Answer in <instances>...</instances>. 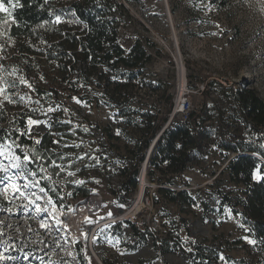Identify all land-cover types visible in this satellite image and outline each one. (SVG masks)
Masks as SVG:
<instances>
[{
	"label": "rangeland",
	"instance_id": "1",
	"mask_svg": "<svg viewBox=\"0 0 264 264\" xmlns=\"http://www.w3.org/2000/svg\"><path fill=\"white\" fill-rule=\"evenodd\" d=\"M118 2L122 7L118 9V40L125 51L129 50L134 40H139L148 52L159 50L163 55L162 58H155L146 68L145 81L162 80L171 86L173 92L177 85L183 83L189 94L190 109L202 98L197 92L201 91V82L210 83L206 118L212 120L206 125L212 126L216 136L231 140L233 144L244 138V142L255 147L258 142L255 138H258L259 148L263 149L264 130L255 133L245 126L237 116L236 105L228 101V90L252 88L264 101V0ZM5 26L6 20L0 17V87L9 93H16L13 99L27 94L33 100H39L46 109L49 107L47 101H43L36 91L60 89L57 65L29 53L27 42L8 38ZM20 76L32 85L34 91L20 84ZM11 81L16 82L17 88H8ZM94 82L93 79L89 87L90 99L99 98ZM158 95L159 92L153 93L148 89L139 93L149 106L156 105ZM0 101V131L4 138L10 131L18 129L17 123L23 117L49 119V114L44 116L39 111H29V107L39 108L40 105L26 107L24 103H8L3 101L2 96ZM71 102L75 104L74 100ZM162 106L163 103H160L156 108ZM74 109L77 115H85L91 126L74 125L78 132L68 143H79L84 152L94 156L100 150L99 128L118 119L106 108L96 107L95 102L90 106L75 104ZM170 115L169 119L178 121ZM39 127L42 130L29 139L35 141L48 130L44 125ZM84 128L89 131L84 132ZM123 144L124 141L119 142L121 148ZM235 156L211 148L206 160L197 168L186 170L177 177L172 189L181 191L190 188L188 192L197 200L194 206L168 203L160 198L156 189L148 190L146 195L150 206L142 211L136 226L133 225L139 234H135L130 225L117 221L135 198L137 190L124 199L111 195L104 174L107 170L103 169L101 176L96 175L98 170L92 167L93 164L87 165L88 158L80 166L91 168L81 170L79 165L72 167L70 170L76 172L74 177L61 173V179L68 182L57 185V189L62 188L67 193L73 188L91 189L87 198L75 200L68 211L53 209L47 202L48 196L38 189L30 191L41 196L39 200L28 193L34 204H29L28 199L18 192L12 193L9 189L8 193H4L0 189V264H188L189 255L195 251L196 245L212 247L220 241L237 239L248 243L238 217L228 211L224 212V217L220 215L219 192L235 190L228 184L226 173H220ZM0 160L8 164L7 159L0 157ZM148 171L149 168L146 174ZM160 178L156 171L147 176L148 181L156 185H159ZM76 179L85 183H72ZM117 181L116 177H112L109 182L115 190ZM18 183L23 184L24 181ZM91 196H96L98 200L90 199ZM36 205L47 211L38 212ZM80 206H86L89 211L86 209L76 216ZM66 214L75 215L79 229L85 231V234L81 233L80 241L76 242L83 248L81 261L74 249L76 243L68 238L71 223L68 224ZM91 228H95L94 232ZM189 248L191 252L187 250ZM230 255L242 257V253L235 250L230 251Z\"/></svg>",
	"mask_w": 264,
	"mask_h": 264
},
{
	"label": "trees",
	"instance_id": "2",
	"mask_svg": "<svg viewBox=\"0 0 264 264\" xmlns=\"http://www.w3.org/2000/svg\"><path fill=\"white\" fill-rule=\"evenodd\" d=\"M0 2L11 13L9 15V12H0V17L6 20L7 37L27 42L29 53L55 63L61 78L59 90L36 91L49 106L59 105L61 108L59 111L49 113L53 127L39 136L42 137V143L38 146L41 150L86 153L82 147L60 148L59 145L52 143L58 139L53 133L63 134L65 141L62 143H68L72 139L69 129L74 125L91 126L85 115L76 114L74 106L78 103L73 104L71 101L73 97H77L86 102L83 106H90L95 102L96 107L106 108L118 119L117 122L99 128L100 150L94 153L99 162L89 159L87 165L93 164L92 167L98 170L95 174L99 176L103 174L102 170L106 169L107 172L104 174L108 192L113 196L119 195L121 199L129 198L135 191L145 152L159 133L161 135L154 147V154L148 162L147 176H152L154 171L161 176L159 179L161 188L156 189V193L171 204L189 206L197 204V200L188 191H175L172 188L180 174L197 168L206 160L209 149L216 148L227 154H235L236 156L228 161L220 173H226L228 184L235 188L233 192H219L220 215L224 217L227 210L237 216L240 228L245 231V237L255 240L256 244L251 245L237 239L231 242L220 241L212 247L196 245L195 251L189 255L188 264H201L202 261L205 264H264V180L253 179L254 173L264 175V148H259L258 138H255L258 141L255 147L244 142V138L238 144H233L231 140L216 136L212 126L206 125L212 120L206 118L208 110L206 99L210 92V83L201 82L202 98L192 108L188 121H170L163 130L173 109L174 92L171 86L162 80L147 82L144 78L146 68L155 58H162L163 55L159 50L148 52L139 40H134L129 50L125 51L118 40L120 29L118 9H122L118 0H48L47 5L44 4V0ZM17 3L19 7H14ZM53 10L56 14L62 15L61 23H55V17L51 14ZM75 19L80 23H69ZM45 21L48 23L40 27ZM93 79L94 86L99 90L97 94L99 98L90 99L89 87ZM145 89L160 93L156 105L149 106L139 96ZM228 91L230 93L228 101L236 105L237 116L245 126H249L255 133L264 130V101L259 98L257 92L252 88H229ZM160 103H163V106L156 108ZM65 108L69 111L64 112ZM27 118L19 120L18 129L23 130L26 127ZM64 120H71L72 123H59ZM10 134V137L9 135L5 137L18 138V143L22 146L34 145V140L20 136L18 131H10ZM3 139L4 134L0 131V140ZM120 141H124L122 148L119 145ZM178 144L182 147L178 148ZM15 152L22 158L20 148L15 149ZM88 154L91 155L90 152ZM81 162L77 161L72 167L80 166ZM50 163L51 161H47V164ZM62 163L67 164L68 161ZM30 167L31 170H37L35 164H31ZM80 168L85 170L91 167L81 165ZM49 171L58 172L59 169L50 168ZM38 175L42 173L38 172ZM112 177L118 180L116 190L109 185ZM61 178L62 174L59 178L53 177ZM41 186L49 189L47 181H41ZM61 189L48 192L56 204V209L61 211H68L75 200L85 199L91 194L89 188H73L68 193ZM130 226L135 234H139L133 225ZM74 249L81 261L82 246L76 243ZM232 250L241 252L242 257H232L230 255ZM221 254L225 261L220 260Z\"/></svg>",
	"mask_w": 264,
	"mask_h": 264
},
{
	"label": "snow or ice",
	"instance_id": "3",
	"mask_svg": "<svg viewBox=\"0 0 264 264\" xmlns=\"http://www.w3.org/2000/svg\"><path fill=\"white\" fill-rule=\"evenodd\" d=\"M48 0H44V4L47 5ZM14 7H19V3L15 4ZM0 11L3 12H9V9L5 8L3 3L0 2ZM55 17V23L59 24L62 22V15L56 14L55 10L51 13ZM9 15L11 13L9 12ZM73 16H75V13H73ZM80 23L78 19H75L73 21H69V23ZM48 22L45 21L44 24H41L40 27H44L45 24ZM87 27V25H85ZM42 43H45V41H42ZM20 84L26 85L30 90L34 91L32 85L28 83V81L23 77H18ZM43 79V77H41ZM8 88H17V84L15 81H11L8 83ZM16 95V93H9L5 88L0 87V96L3 97V101H7L8 103H24L26 107H29L32 104L40 105L39 100H33L31 96L25 94V95H19L18 99H13V96ZM74 102L83 105H86L85 101L80 100L77 97L72 98ZM2 103V101H0ZM61 110L59 105H56L55 107L49 106L46 109L43 107V105H40L39 108H32L29 107V111L31 112H41L44 116H48L49 113H53L56 111ZM64 112H68V109H63ZM60 124H71V120H64L59 121ZM40 125H44L45 128L51 129L53 127V120L52 119H33L29 117L26 121V127L23 130L16 129V131L19 132L20 136H27L29 138H32L33 134L39 133L42 129L39 127ZM35 126V127H34ZM76 127H79L77 125ZM84 132H88L89 129L84 128ZM69 132L72 135H75V129L70 128ZM117 134L119 135V130H117ZM9 133V137H10ZM53 135L57 136L58 139L53 140V144L59 145L61 148H80L81 144L73 142L72 144H69L65 141V137L61 133H53ZM9 137H5L3 140H0V157H3L8 160V164H3V161L0 160V189L4 191V193H8L9 189H11L12 193H19L20 196H23L25 199H28L29 204H34L35 201L29 198L28 193L30 192L31 196H35L36 200L41 199V196H38L35 191H30L32 189H38L40 193H43L45 196H48V204L52 205L53 209L56 208V204L53 200V198L48 195L49 191L55 192L57 189V185L67 183L68 181L64 179H53V177H60L61 173H66L67 177H74L76 175V172L71 171L72 165L75 164L77 161H83L86 157L88 159H94L98 161L97 157L90 156L88 153L83 154H73V153H62V152H56V150L52 149H44L41 150L38 146L42 143V137L39 139H35L34 145L31 147L28 146H22L18 143L17 139H11ZM178 148L182 147V145H177ZM20 148L21 152L23 153V156L21 158V155L17 154L15 152V149ZM5 149L7 151H5ZM47 153V154H46ZM55 155V158L53 156ZM68 161L67 164L62 163L63 161ZM47 161H51L50 164H47ZM57 161H61V163H58ZM35 164L37 170H31L29 168V165ZM59 169L58 172H50L49 169ZM80 169H76V171H79ZM39 173H42L43 175H38ZM31 177V179H30ZM254 180H264V175H261L260 173H254L253 175ZM23 180V184H19L18 181ZM47 181L49 184V189L46 190L45 187L41 186V181ZM72 183L76 185L84 184L85 181L76 179L72 181ZM71 195V193H69ZM63 197H61L62 199ZM63 207V205H61ZM36 210L39 211H47V209L40 208L39 205H36ZM227 211V210H226ZM111 215V213H109ZM244 239L247 240V242L251 245H255L256 241L248 239V237H244ZM95 243V238H94ZM195 243V241H193ZM189 252L192 251L191 248L187 249ZM220 260L225 261V257L223 254L220 255ZM2 259V257H0ZM201 264H205V262H201Z\"/></svg>",
	"mask_w": 264,
	"mask_h": 264
},
{
	"label": "built area",
	"instance_id": "4",
	"mask_svg": "<svg viewBox=\"0 0 264 264\" xmlns=\"http://www.w3.org/2000/svg\"><path fill=\"white\" fill-rule=\"evenodd\" d=\"M202 91H203V87H201V91H197V92L201 94ZM173 103L174 105H173V109H172L170 117L175 116L178 119V121L187 122L192 109H190L189 94L187 92L186 86L184 87L183 83H180V85H177L174 91ZM169 120L172 121L171 118ZM148 168H149V165H148ZM141 188H142V192H141L140 203L142 204V208L137 214H133L135 206L137 205V202H138L137 194L141 190ZM158 188H161V186L150 183L147 179L146 171L144 175L142 176L141 170H140V173L138 174V177H137V187L135 189V191L136 190L137 191L135 192V198L133 199L131 204L128 206V208L121 214V216H119L117 221L121 223L136 226L139 218L142 215V211L150 206L149 197L146 195L148 190H153V189H158ZM182 190L188 191L191 189L183 188ZM92 198H95L98 200L96 196H91L90 199ZM66 217H67L66 220L68 224L71 223L69 227L70 235L68 236V238L70 239L72 243H76L77 241H80V235H81L79 226L76 224L77 223L76 216L73 214H66Z\"/></svg>",
	"mask_w": 264,
	"mask_h": 264
},
{
	"label": "bare ground",
	"instance_id": "5",
	"mask_svg": "<svg viewBox=\"0 0 264 264\" xmlns=\"http://www.w3.org/2000/svg\"><path fill=\"white\" fill-rule=\"evenodd\" d=\"M153 150H154V144L151 143L147 152H146V156L148 158H150V156L153 154ZM148 168V163H143L142 164V167H141V175L143 176L145 171L147 170ZM141 192H142V188L141 190L139 191L138 193V202H137V205L135 206V209H134V213L133 214H137L140 209L142 208V204L140 203V199H141ZM87 209L86 206H80L79 207V210L75 213L76 216H78V214L82 213V211L84 212L85 210ZM88 210V209H87ZM89 211V210H88ZM80 217V216H79ZM85 234V231L83 229L80 230V234ZM84 237V236H83Z\"/></svg>",
	"mask_w": 264,
	"mask_h": 264
},
{
	"label": "water",
	"instance_id": "6",
	"mask_svg": "<svg viewBox=\"0 0 264 264\" xmlns=\"http://www.w3.org/2000/svg\"><path fill=\"white\" fill-rule=\"evenodd\" d=\"M169 123H170V120L168 121V123L166 124V126L163 128V130L167 128V126L169 125ZM163 130H162V131H163ZM160 135H161V133H159V135H157V137L152 141V143L154 144V147H155V145H156V143H157V141H158ZM150 157H151V156H150ZM149 159H150V158H148V157L145 155V158H144L143 163H148ZM143 163H142V164H143ZM142 164H141V167H142ZM92 230H93V232H94L95 228H91V231H92Z\"/></svg>",
	"mask_w": 264,
	"mask_h": 264
}]
</instances>
